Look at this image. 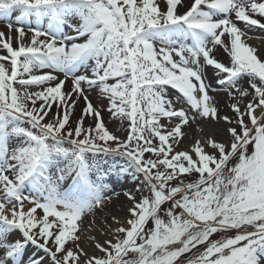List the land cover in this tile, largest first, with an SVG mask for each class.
Listing matches in <instances>:
<instances>
[{
	"label": "snow or ice",
	"instance_id": "snow-or-ice-1",
	"mask_svg": "<svg viewBox=\"0 0 264 264\" xmlns=\"http://www.w3.org/2000/svg\"><path fill=\"white\" fill-rule=\"evenodd\" d=\"M162 3L0 0V264H261L264 0Z\"/></svg>",
	"mask_w": 264,
	"mask_h": 264
},
{
	"label": "rangeland",
	"instance_id": "rangeland-1",
	"mask_svg": "<svg viewBox=\"0 0 264 264\" xmlns=\"http://www.w3.org/2000/svg\"><path fill=\"white\" fill-rule=\"evenodd\" d=\"M161 6L163 7V3H162V0H161ZM4 26V24H3ZM239 26L243 29L245 26L244 24L241 22L239 23ZM3 31V30H1ZM249 36H251L252 38L251 39H248L247 40V43H249L251 46L253 47H256L258 49V52L259 54L261 55V57H264V31L262 30H259V29H252L249 33ZM263 41V45L262 46H259L260 42ZM14 46H15V42H14ZM216 57L221 60L222 62L224 63H228L229 62V56L226 52H224V50L222 48H219L216 50ZM241 83L247 87V82L246 81H241ZM91 95V93H90ZM92 99L95 101L96 99V94L94 96H92ZM217 99L220 101V104H221V108L224 110V111H227V108H226V105L229 103V98L227 97L226 94L224 93H221ZM79 111V110H77ZM104 120L106 122V125L107 127L112 130L116 135L118 136H121L123 137L125 135V132H124V127H126V123L125 125H121V122L118 120V119H115V118H110L108 113L105 112L104 113ZM188 129V136L184 138L182 144H181V149H184V148H187L186 146H190L191 143L193 142L194 140V136L197 131H199L197 128L193 127V128H186V130ZM199 134H201L199 132ZM191 138V139H190ZM122 163V161H119ZM115 187V191L117 193H120V195L118 197H115L107 206V208L104 209V212L102 214H98L97 217H96V225H97V229L95 231H91V232H88L86 231L85 232V236L87 237L88 235H94L96 237L97 240L103 242L104 239H105V236L102 234V232L99 230L101 226H103V221L105 220V217H110L112 215H115V216H118L121 221L123 222L127 216H128V213H127V209L128 207L130 206V201L127 199V197H125L123 195V193L125 191H135V184L129 180L128 182L126 183H123L121 185H114ZM137 198L139 199V193H137ZM91 222V218H86L84 220V225L86 228H88L89 224ZM107 224H112V221L111 219H108L107 220ZM113 227H115V225H113ZM222 236H225V235H221V234H214L211 239L212 240H218V239H221ZM226 236H228L226 234ZM84 246L88 248L89 251H92V248L89 247V244H88V241L85 240L84 241ZM199 251H203V247L200 246L198 247V249H194L192 253H190L189 257L188 258H192L194 257L195 255H197L199 253ZM99 254V253H97ZM263 260L264 258L261 259V264H263Z\"/></svg>",
	"mask_w": 264,
	"mask_h": 264
},
{
	"label": "bare ground",
	"instance_id": "bare-ground-1",
	"mask_svg": "<svg viewBox=\"0 0 264 264\" xmlns=\"http://www.w3.org/2000/svg\"><path fill=\"white\" fill-rule=\"evenodd\" d=\"M1 30L7 32V29L5 27H1V25H0V31ZM262 45H263V41L260 42L259 46H262ZM91 95L94 96L95 95V92H92ZM220 107H221V104H220ZM184 131L188 133V129L186 130V128H185ZM199 135H200L199 134V131H197V133L194 135V137H195L194 139L199 138ZM182 145H184V144H182ZM186 147H188V146H186Z\"/></svg>",
	"mask_w": 264,
	"mask_h": 264
}]
</instances>
